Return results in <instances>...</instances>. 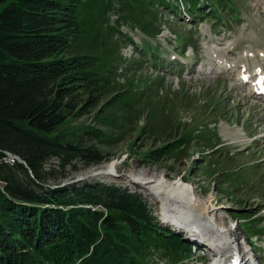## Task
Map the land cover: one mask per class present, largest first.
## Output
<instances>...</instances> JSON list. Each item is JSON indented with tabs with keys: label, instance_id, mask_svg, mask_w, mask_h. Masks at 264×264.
Wrapping results in <instances>:
<instances>
[{
	"label": "rangeland",
	"instance_id": "rangeland-1",
	"mask_svg": "<svg viewBox=\"0 0 264 264\" xmlns=\"http://www.w3.org/2000/svg\"><path fill=\"white\" fill-rule=\"evenodd\" d=\"M116 3L102 15L94 9L84 11L98 20L95 25L104 42L101 53L117 47L108 59L118 69L119 87H127L130 107L118 110L120 97L113 100L104 93L93 100L89 113L61 125L59 134L80 136L85 147L100 152L102 160L88 166L75 161L62 169L51 158L44 166L51 170L46 184L55 189L98 183L137 195L156 223L190 246L182 264H211L208 246L163 221L156 202L125 178L141 180L157 173L180 180L198 200L210 201L228 227L235 225L234 237L244 239L252 259L264 264V100L249 97L247 87H237L235 76L214 63L217 54L232 62L249 49L254 55L264 51V0H201L195 17L181 5L174 11L155 7L145 15L147 26H152L146 30L156 34L151 37L136 23L121 19ZM109 27L114 30L105 37ZM82 37L90 46L95 36L85 31ZM226 49L232 54L226 56ZM258 63L264 71L263 63ZM149 124H155V132ZM92 132L101 135L94 137ZM179 137L183 145L176 153L154 158ZM173 144V149L178 146ZM111 163L116 168L109 176L79 177ZM231 210L235 216L229 214ZM173 253L151 251L142 264H174L179 256Z\"/></svg>",
	"mask_w": 264,
	"mask_h": 264
},
{
	"label": "trees",
	"instance_id": "trees-1",
	"mask_svg": "<svg viewBox=\"0 0 264 264\" xmlns=\"http://www.w3.org/2000/svg\"><path fill=\"white\" fill-rule=\"evenodd\" d=\"M112 2L120 6L121 19L151 37L155 33L145 22L150 10L181 5L195 17L201 0H0V159L7 151L24 163L0 162V264H142L148 253L161 250L174 252V264H182L190 254V246L156 223L137 195L98 183L55 189L46 184L51 170L44 166L51 158L62 169L102 160L80 136L59 134L61 125L89 113L104 93L120 97L118 110L130 107L127 87H119L118 69L108 59L117 47L101 53L98 20L84 11L102 15ZM85 31L95 36L90 46ZM149 125L155 132V124ZM181 139L154 158L176 153ZM86 205L103 210L80 207Z\"/></svg>",
	"mask_w": 264,
	"mask_h": 264
},
{
	"label": "bare ground",
	"instance_id": "bare-ground-1",
	"mask_svg": "<svg viewBox=\"0 0 264 264\" xmlns=\"http://www.w3.org/2000/svg\"><path fill=\"white\" fill-rule=\"evenodd\" d=\"M250 52H252L250 49L245 51L232 62L224 59L221 54H217L214 63L218 64L223 71L235 76L233 81L237 87H248L249 97L264 100V71L258 63L262 62L264 67V51L258 50L256 55ZM225 54L228 56L232 52L226 49ZM16 162H22V160L16 157ZM115 168L116 165L111 163L108 166L91 169L79 177L83 179L106 177L109 176V171ZM126 180L130 184L143 188L147 196L156 202L158 214L163 221L182 230L195 241L198 239L203 241L202 243L208 246L207 250L212 255L210 263L255 264L246 241L238 240L237 235L236 239L233 235V228L228 227L225 221L215 213L210 201L198 200L188 185L180 180H167L164 175L157 173L143 175L141 180H138L136 176L126 177ZM148 183L152 185L149 189L145 187Z\"/></svg>",
	"mask_w": 264,
	"mask_h": 264
},
{
	"label": "built area",
	"instance_id": "built-area-1",
	"mask_svg": "<svg viewBox=\"0 0 264 264\" xmlns=\"http://www.w3.org/2000/svg\"><path fill=\"white\" fill-rule=\"evenodd\" d=\"M3 157L0 159V162L4 163L5 165L8 166H13L16 163V155L7 152V151H2ZM24 165L23 162H18Z\"/></svg>",
	"mask_w": 264,
	"mask_h": 264
}]
</instances>
